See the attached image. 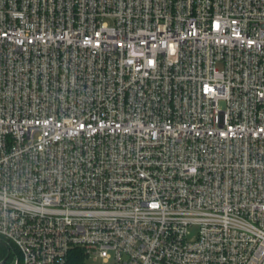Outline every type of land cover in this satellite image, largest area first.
Segmentation results:
<instances>
[{
  "label": "built area",
  "instance_id": "obj_1",
  "mask_svg": "<svg viewBox=\"0 0 264 264\" xmlns=\"http://www.w3.org/2000/svg\"><path fill=\"white\" fill-rule=\"evenodd\" d=\"M0 237L264 264V0H0Z\"/></svg>",
  "mask_w": 264,
  "mask_h": 264
},
{
  "label": "trees",
  "instance_id": "obj_2",
  "mask_svg": "<svg viewBox=\"0 0 264 264\" xmlns=\"http://www.w3.org/2000/svg\"><path fill=\"white\" fill-rule=\"evenodd\" d=\"M16 255L17 253L14 249V246L11 243H9L7 240H5L4 238L0 237V262L8 258L7 262L5 263L7 264L8 261H10L11 259L14 260ZM73 256L76 257L78 261H81V264L82 262L84 264V253L83 252L77 251L73 254Z\"/></svg>",
  "mask_w": 264,
  "mask_h": 264
},
{
  "label": "rangeland",
  "instance_id": "obj_3",
  "mask_svg": "<svg viewBox=\"0 0 264 264\" xmlns=\"http://www.w3.org/2000/svg\"><path fill=\"white\" fill-rule=\"evenodd\" d=\"M190 232H191V234H190L189 238L190 239H194L196 237V235H197L198 229L197 228H193V229H191ZM7 264H15V262H14L13 259H11L10 261H8ZM89 264H102V262H93V261H90Z\"/></svg>",
  "mask_w": 264,
  "mask_h": 264
},
{
  "label": "water",
  "instance_id": "obj_4",
  "mask_svg": "<svg viewBox=\"0 0 264 264\" xmlns=\"http://www.w3.org/2000/svg\"><path fill=\"white\" fill-rule=\"evenodd\" d=\"M8 258L4 259L0 264H5L7 262Z\"/></svg>",
  "mask_w": 264,
  "mask_h": 264
}]
</instances>
